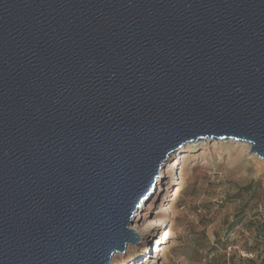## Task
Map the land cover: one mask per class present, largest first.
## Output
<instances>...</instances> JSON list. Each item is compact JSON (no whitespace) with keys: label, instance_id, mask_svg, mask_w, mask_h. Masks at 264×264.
I'll list each match as a JSON object with an SVG mask.
<instances>
[{"label":"water","instance_id":"1","mask_svg":"<svg viewBox=\"0 0 264 264\" xmlns=\"http://www.w3.org/2000/svg\"><path fill=\"white\" fill-rule=\"evenodd\" d=\"M201 140L264 159V0H0V264L137 251Z\"/></svg>","mask_w":264,"mask_h":264},{"label":"rangeland","instance_id":"2","mask_svg":"<svg viewBox=\"0 0 264 264\" xmlns=\"http://www.w3.org/2000/svg\"><path fill=\"white\" fill-rule=\"evenodd\" d=\"M178 154L163 172L164 192L134 219L140 229L156 221L154 236L145 242L134 229L140 253L130 248L111 264H264V159L232 140H201Z\"/></svg>","mask_w":264,"mask_h":264},{"label":"bare ground","instance_id":"3","mask_svg":"<svg viewBox=\"0 0 264 264\" xmlns=\"http://www.w3.org/2000/svg\"><path fill=\"white\" fill-rule=\"evenodd\" d=\"M246 145H247V151L250 149V144L249 143H246ZM182 151L183 150H181V152L178 154V157H180V155H181V153H182ZM173 181H174V183H175V185H177V184H181V181H179V182H177V181H175L174 179L172 180V182H171V184L173 183ZM174 189V188H173ZM170 193V191H169V189H167V192H165L164 194H163V199H167V200H170V196L169 195H171V194H169ZM175 198H172L171 200L173 201L174 199H176L177 198V196L179 195V188L176 190V193H175ZM163 206H161V208L159 209V212H162L163 210H165V208H162ZM135 224H132L131 225V230H134V229H137L138 230V232H140V235H141V240H143V241H145V242H147L148 240H150L151 238H152V236H154V234H155V232H156V229H157V226H159L158 224H157V222L156 221H149L148 222V224L144 227V229H140L139 227L141 226V225H139V224H137L136 222H134ZM135 243H137V242H135ZM128 246V245H127ZM126 246V247H127ZM129 247V246H128ZM129 249H130V247L128 248V249H126L125 251V254L127 253V252H129ZM117 256H122L120 253H117V254H115V256L114 257H116L117 258ZM112 261H113V259H112Z\"/></svg>","mask_w":264,"mask_h":264}]
</instances>
